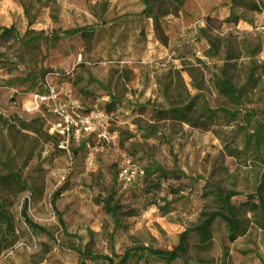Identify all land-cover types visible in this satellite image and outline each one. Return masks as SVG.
Instances as JSON below:
<instances>
[{
    "label": "rangeland",
    "instance_id": "1",
    "mask_svg": "<svg viewBox=\"0 0 264 264\" xmlns=\"http://www.w3.org/2000/svg\"><path fill=\"white\" fill-rule=\"evenodd\" d=\"M79 28L92 34H70ZM5 29L0 264L118 262L137 247L172 250L189 230L182 257L129 264H264V188L246 198L264 183V0H0ZM221 74L242 90L238 107L216 88ZM51 92L80 113L113 102L109 139L81 134L62 148L50 107L24 110ZM188 103L185 120L161 113ZM124 157L145 171L127 188ZM231 191L242 233L231 240L217 220L200 242L198 227L224 212L217 194ZM25 201L43 232L28 228Z\"/></svg>",
    "mask_w": 264,
    "mask_h": 264
},
{
    "label": "trees",
    "instance_id": "2",
    "mask_svg": "<svg viewBox=\"0 0 264 264\" xmlns=\"http://www.w3.org/2000/svg\"><path fill=\"white\" fill-rule=\"evenodd\" d=\"M151 6H149V9ZM178 9V8H176ZM176 11V10H175ZM178 11V10H177ZM174 12V13H177ZM71 35H82V36H87L92 34L87 29L84 28H79V29H74L70 32ZM14 37V30L13 29H5L1 34H0V39L3 41H8L11 38ZM216 88L218 89L220 95L225 98L232 106L238 107L241 104L242 98H243V93L242 90L239 89L236 85L232 83L230 78L226 74H221L218 79L215 81ZM194 104L188 103L187 105L173 109L170 111L166 112H161L165 114L166 116L169 115L170 113L173 114L174 116H180L182 119H186V117L193 112ZM115 104L111 102V104H108L106 108H101L105 113L110 115L109 113L115 110ZM164 115V116H165ZM110 119V117H109ZM159 173L161 175H168V172L162 170L159 168ZM145 172V171H144ZM10 176H6L4 178H0V181L7 179ZM264 188V183H262L256 193L254 195H247L246 198L248 199L247 202L250 203L255 197L261 196L262 191ZM60 191L56 192L53 196L52 202L55 205L56 200L58 199L60 195ZM240 192L236 191H231L225 193L223 196H220L217 194V197L221 200L222 202V209L224 212H212L208 215V218L203 222L201 226L198 227L197 233L201 236L200 242H204V236L207 234V227L211 225L213 222L219 220L223 223H225L227 229L226 233L227 236L231 239L234 240L238 235L242 233V221L240 219V216L238 214L237 208L235 204L233 203L232 199L235 196H240ZM27 201L24 203V208L22 210V214L24 215V220L28 226V228L31 230L32 233L37 234L39 232H43L44 229L40 227L37 223L33 222L29 217L26 216L27 212ZM104 207L107 209V212L110 213L111 215L115 216L116 214V207L112 206L109 202L104 203ZM249 212H254V210H248ZM261 223L264 222V217L260 220ZM193 230H189L184 232L179 239L178 244L172 249V250H159V249H148L144 247H137L131 251H127L123 256H121L120 260L118 262H114L113 258H110L108 256H100L99 260H101L104 264H129L132 259L136 255L139 257L146 256L153 258L155 261H165V262H172L180 257H182L188 250V245H187V239L188 235L190 232Z\"/></svg>",
    "mask_w": 264,
    "mask_h": 264
},
{
    "label": "built area",
    "instance_id": "3",
    "mask_svg": "<svg viewBox=\"0 0 264 264\" xmlns=\"http://www.w3.org/2000/svg\"><path fill=\"white\" fill-rule=\"evenodd\" d=\"M44 106L50 107L54 115L59 120L52 123L53 130L62 137V148L69 149L70 142L78 138L81 134H96L103 139H109V115L101 108L79 112V106L75 102L67 104L58 103L57 95L54 92L50 94H32L24 104V110L29 113L41 112ZM130 158L124 157L118 176L119 184L122 187H129L137 178L143 175Z\"/></svg>",
    "mask_w": 264,
    "mask_h": 264
}]
</instances>
